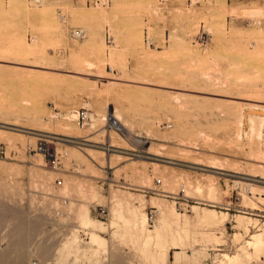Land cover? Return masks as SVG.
<instances>
[{"label": "rangeland", "instance_id": "obj_1", "mask_svg": "<svg viewBox=\"0 0 264 264\" xmlns=\"http://www.w3.org/2000/svg\"><path fill=\"white\" fill-rule=\"evenodd\" d=\"M10 1L0 0V126L13 128L0 129V264H110L115 252L127 264H160L136 256L123 219L110 227L115 190L131 195V206H141L149 229L155 227L148 216L154 199L195 223L186 245L168 250V264L177 251L186 253L185 264H218L224 254L258 264L264 249L257 254L247 241L264 232V0H16V7ZM74 28L84 34L75 35ZM37 40L41 54L29 52ZM91 48L104 50L97 68L85 63L93 58ZM113 52L118 55L110 59ZM100 70L104 76L93 75ZM95 89L99 97L91 94ZM108 101L134 124L133 132L108 130L97 116L99 127L91 129L90 119L85 124L79 118L81 108L106 113ZM70 111L77 115L71 132L80 135L74 141H97L111 131L106 146L113 140L141 155L48 137L57 153L54 165L32 150L37 137L15 130H55L54 123ZM250 117L261 123V134ZM148 152H161L157 158L168 162L155 165L150 158L156 156ZM38 159L42 166L35 167ZM199 160L257 177L193 163ZM6 165L19 167L9 172ZM37 172L54 176L48 182ZM64 177H74L85 190L76 182L61 192ZM211 177L220 194L196 193L197 182L207 184ZM100 205L107 208L104 216ZM71 208L86 210L83 215L102 225L97 237ZM202 208L226 216L215 225L203 223ZM239 214L252 220L248 233L236 222ZM28 244L46 247L49 255L25 258Z\"/></svg>", "mask_w": 264, "mask_h": 264}, {"label": "bare ground", "instance_id": "obj_2", "mask_svg": "<svg viewBox=\"0 0 264 264\" xmlns=\"http://www.w3.org/2000/svg\"><path fill=\"white\" fill-rule=\"evenodd\" d=\"M38 1H40V0H38ZM14 2H16V0H11L10 1L11 7H16L13 4ZM38 44L39 43H38V40H37L36 43H34L32 46H29V52H31V53H33V52L34 53H40V49H38ZM91 51H92L93 58L88 59L87 62H85V63H88L89 64L88 66H90V67L97 65L96 66V68H97L98 65H99V63L97 64V61H98L99 58L101 59L103 57V51L104 50L97 51L94 48H91ZM117 55H118L117 52H113L111 54V58L110 59H114ZM112 62L114 63L113 60H112ZM100 71H101V73L98 72L97 74H93V75H96L97 77L98 76H104L103 75L104 72L102 70H100ZM74 72L84 73L85 71H74ZM91 72L92 71H89V73L86 72L85 74L91 75L92 74ZM91 94H93L95 97H99L100 96V92L98 90H96V89ZM105 110H106V113H102L101 110H97V111H95V114H90L87 111L88 119L84 123L87 124L88 121H89V119H90L89 125H90V128L93 129L96 126L99 125V123H98V125H96V123H97L96 116L98 117V119L100 120V122L105 125L106 119L108 118L109 114H113V115L115 114L114 116H116L118 118V120L121 121L120 123L123 125L124 129H126V130L128 129L129 132L133 130L134 124L132 122H130L129 120H125L123 118L122 114L120 112H117L116 111L115 106H114V104H113L112 101H108L107 102V104L105 106ZM78 115H79V113H78ZM90 115H91V118H90ZM76 116H77L76 114H73V111H70V112L65 113L60 120H58L56 123H54L55 124V127H54L55 130L52 129V128H50L49 124L47 125V123H46V126H49V128H47V129L30 128V130H28V131H26V130H20V129H15V130H17L16 132H18L20 135L21 134H27V136L29 135L30 137L31 136L32 137H37L38 139L39 138H42V139L48 140V137L56 138V139H59L60 141H62V143L63 144H66V145L68 143H79V144H83L85 146L90 147L91 150L93 149L95 151L97 150V151L104 152V150H111V151L115 152L117 155H122V154L129 155V154H133V152H131V149L130 148H127L125 146H120L116 141H113V140L110 141V144H109L110 146H104V147L102 146L103 143L106 141V137L109 136L110 138H114V136L111 133V131H109V133L106 132L107 134L105 135V137L104 138H101V139H99L97 141H93V140H91L89 138L82 139V141H74L71 138H78V137H80V135H75L74 133L71 132V130L74 127V121H75V119H77ZM37 118L38 117H33V120L34 119L36 120ZM251 118L252 117H250V120L253 123L252 125H254V127H252V129L253 130H257L259 128L258 125H260L261 123L260 124L258 123V125H257L256 120L254 118H252V119ZM38 120H39V123L40 124H43V125L45 124V121H44V123H41L42 122V121H40L41 119H38ZM262 122H263V120H262ZM256 126H258V127H256ZM3 128L13 129L11 127L9 128V127L0 126V129L3 130ZM100 129H97L94 132H97ZM258 132H260V134L262 133L260 130ZM98 133H101V132H98ZM103 134H105V131H103ZM40 135H43L44 138L43 137H39ZM54 135H59V136H66L67 135L66 137H68V138H59V137H55ZM9 140L11 142H13L11 137L9 138ZM54 152H56V151H54ZM189 152H191V151H189ZM40 153H42V152H40ZM160 153L161 152H159V153L158 152H154V153L153 152H148V154H151V155L156 156V157H151L150 158V159L155 160V161H152L153 164L159 165L160 162H168L167 160H164V159H161V158H157V157H163V156H161ZM187 153L188 152L185 150V154H187ZM92 154H93V152H92ZM167 159H172V158H167ZM255 160H258V157ZM37 161H36L37 163L34 166L35 167L42 166L43 159H38ZM0 163H2V162H0ZM193 163L194 164H198V165H204L205 167H208V168H213V169H218V170H225V171L232 172V173H235V174H242V175H246V176H254V178L257 177V174H251V172H249V173H246L245 172L244 173V172H240L239 169L238 170H233L231 167L228 168V169H226V166L223 165V164H219V161H210L209 164H201L200 163V160H199V161H196V162H193ZM6 166H7L6 168L9 170V172H12V171L15 172L18 169V167H19V166H15V165H6ZM262 166H264V164ZM0 167H2L1 164H0ZM157 171L158 170H156V172ZM31 172H33V174H34V172H36V171L33 170ZM136 172H139L140 173V170H138ZM215 173H218V172H215ZM37 174L39 175V177L41 179H43L45 181H48V182H49L48 179H51L52 176H54L53 174L46 173V172L45 173H43V172L42 173L37 172ZM261 174H262L261 178L264 179V171ZM35 175H36V173H35ZM211 175L214 176L215 174H211ZM236 177H239V176H236ZM73 178H70V177L69 178H65V184H64V186L62 188H60L61 189V192L67 191L76 182L80 183L79 181H77L76 179H73ZM245 179H247V178H245ZM148 180L149 179H147V183H148ZM165 180H166V178H165ZM1 182H3V181H1ZM52 182H53V180H52ZM235 183H236L237 187L240 188V189L243 188V186L245 185L241 179H236L235 180ZM44 185H43V187H44ZM253 185L254 184L252 183V181H248L247 182V186H253ZM79 187H80V191H84L85 190L83 188L84 185H82L81 183L79 184ZM250 188L252 189V191L255 190V188H253V187H250ZM195 189H196V193L198 192V193L201 194V193L206 192V193H208V195H212L213 197H215L216 194L219 193L218 192L219 191V188H218L217 184L215 183V181L213 180L212 177L210 178V180L208 181L207 184H201L200 182H197V184L195 185ZM90 191L92 192L93 197L94 196L95 197H98L100 195L98 193V191L95 190V188H94V186L92 184H90ZM118 191L115 190V192L113 193V195H111L113 197L112 203H114L113 210H112L113 211L112 216L114 215V218H113L114 220L112 221V224L109 223L110 227H116L118 225V223H119V220H122L123 219V221H125L128 224V227L126 228L127 231H128L127 234L131 235V238L129 239V241L133 244V247L135 248V251L136 252H134V253H136V256H138L137 253H139L140 257L139 256L138 257H139L140 260H141V258L142 259H149V260L151 259L154 263L168 264V250L170 248L181 249V247H184L186 245V235H187V233H189V230H190L191 226L194 225L195 223L193 224V222H191L189 220V218H187V217H183L182 218L181 216H179L177 214V212L175 211V209L173 208L174 205L170 206L167 201H166L167 202L166 203V202H162V201H159V200H155L154 199V201L152 203L155 204V206L153 205L154 207H156V206L158 207V210L156 209L157 212H158V215H157V219L154 218V220H153V221H155V227H154V229H149L147 227V223H148L147 218L144 215V213L142 212V210L140 209L141 206L138 205L140 208L131 206L130 205V199L133 200L131 198L132 196L129 195V194H126V193L118 192ZM244 198L246 200H249V199L251 200V197H249L246 194V192H244ZM209 199H210V196H209ZM251 202L253 204H255L253 202V200ZM251 202H249V203H251ZM55 203L58 204L56 202V200H55ZM131 204H133V203H131ZM57 206H59V205H57ZM85 207L86 206H84V208ZM87 208H88V206H87ZM71 210H72L71 212H75L78 215V217L79 216L85 217L86 223H88L90 226L93 227L92 230L95 232L94 233L95 237H97L96 232L99 231L98 230L99 228H103V227H101L102 225L100 226L94 219L88 217L89 214H88V216L87 215H83V214H85L87 212L84 209L81 210V209H78V208L77 209L71 208ZM225 216H226V214L224 212H221V213L220 212H217V210H214L213 208H202L199 211L198 221H201L203 223L206 222V223H208L210 225H215L218 222L223 221V219H224ZM236 222H237L238 225L245 227V230H246L247 233L250 231L249 223L252 222L251 218H247L246 216L239 214V215L236 216ZM121 223H122V221H121ZM121 230H123V228H118L117 227L116 232L119 233ZM72 238H71V240H72ZM74 239H75V237H74ZM28 242H29V239H28ZM247 245H249V246L251 245V247L255 250V253H257V254L260 253L264 249V232H257V233L252 234L251 238L247 241ZM91 246L92 245L90 244V247L89 248H91ZM87 249H88V247H87ZM48 251L49 250L46 247H44V246L28 244L26 246L25 250H24V253H25L24 256L27 259H29V258H31L33 256H36V257H38L40 259H43L45 256H48L49 255V252ZM89 251H91V250H89ZM183 252H180V251H177L176 252L177 254L175 256V260H174L173 264H180L181 263V259L186 256L185 255L186 253L184 252V254H183ZM120 254H123V253H121V252H115V254L113 256H111V259H110L109 263L110 264H127V262L125 263V262L122 261V259H120V256H121ZM251 256L253 257V255H251ZM124 257H125V255H124ZM219 259L220 260H219V263L218 264H243L242 258H241V256L239 254H235L234 256H231V255H228V254H224V256L222 258H219ZM29 264H39V263L38 262H32V263H30V261H29ZM47 264H52V263L51 262H48Z\"/></svg>", "mask_w": 264, "mask_h": 264}, {"label": "built area", "instance_id": "obj_3", "mask_svg": "<svg viewBox=\"0 0 264 264\" xmlns=\"http://www.w3.org/2000/svg\"><path fill=\"white\" fill-rule=\"evenodd\" d=\"M73 33L77 36H82L84 34V30L82 28H74L73 29ZM206 36L202 33L199 36V39H201L202 41H205ZM109 40L110 37H109ZM79 118L82 120V122H85L88 119V114H87V110L85 108H81L79 111ZM104 127L108 130H116L118 132L123 133L124 132V127L123 125L120 123V121L118 120V118L116 116H114L113 114H109L108 118L106 119L105 125ZM42 136V135H40ZM104 146H106V143L103 144ZM110 146V145H107ZM32 150H37L39 152H42L44 154V156H48L49 161L54 163V165H56L57 163V157L56 154L54 152H52L51 148L47 145V141L45 139L39 138L35 147L32 148ZM134 154L131 155H141L140 151L134 149L131 150ZM159 181V180H158ZM99 213L100 215L104 216L107 213V208L103 205L99 206ZM156 215V207H150L149 211H148V216H149V220L153 221ZM34 262H36V260H34ZM258 264H264V256H261Z\"/></svg>", "mask_w": 264, "mask_h": 264}, {"label": "crops", "instance_id": "obj_4", "mask_svg": "<svg viewBox=\"0 0 264 264\" xmlns=\"http://www.w3.org/2000/svg\"><path fill=\"white\" fill-rule=\"evenodd\" d=\"M180 264H185V263L181 262Z\"/></svg>", "mask_w": 264, "mask_h": 264}]
</instances>
